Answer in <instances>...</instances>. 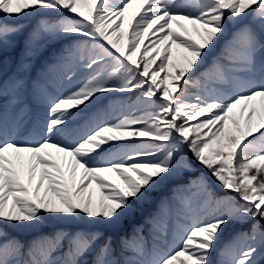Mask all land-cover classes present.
<instances>
[{
  "label": "snow or ice",
  "instance_id": "1",
  "mask_svg": "<svg viewBox=\"0 0 264 264\" xmlns=\"http://www.w3.org/2000/svg\"><path fill=\"white\" fill-rule=\"evenodd\" d=\"M17 48L0 60V264H264V0H0V57ZM192 161L206 172L179 182ZM229 222L250 228L218 249Z\"/></svg>",
  "mask_w": 264,
  "mask_h": 264
},
{
  "label": "rangeland",
  "instance_id": "2",
  "mask_svg": "<svg viewBox=\"0 0 264 264\" xmlns=\"http://www.w3.org/2000/svg\"><path fill=\"white\" fill-rule=\"evenodd\" d=\"M132 7H134L133 11L136 12L139 8V4H133ZM130 19H131V17H130L129 12H126L125 13V20L127 21ZM195 38H196V36L193 34L192 39H195ZM145 42L147 43V41H145ZM60 47H62V44L56 45L53 49L46 50L45 52L41 53L40 55H38L34 59L33 68H32V76L33 77H35L37 75V73H39L41 71H48L46 68V65L54 63V61L52 60V55H51L52 51L53 50H59ZM173 50H180V49H178L175 45H172V51ZM19 51H20V49L17 48L14 52L7 53V54H5V56H7L8 54H11L14 61H15L19 57ZM137 58L139 59V54H138ZM158 62H159V60H158ZM210 65H211V62L207 61L205 66L201 67L200 72L201 73L204 72ZM199 75H200V73H197V76H199ZM54 76H55V72H49L50 78H53ZM202 83H203V81H202ZM189 91H190V93L196 92V91H198V88L193 87V88H190ZM35 118H36V116H35V109H34V112L32 114V120H35ZM85 130H86V127H84L83 129H80V130H74L73 122H71L69 125V131L66 134V136L64 137V139L67 142L68 138L74 139L75 137L82 134V132ZM19 138L21 140H26V139H33L34 140V139L38 138L36 133L33 131V127H32L31 123L28 124L26 127H24L22 130H20V137ZM194 164H196L195 161H194ZM196 165L201 167L199 164H196ZM209 179H211V177H209ZM215 192H216V196H218V197L226 196V195H233V193H230L229 191H226V190L222 191L219 188L215 189ZM170 203H173V209H175L174 202L170 201ZM249 228H250V224H241V223H236V222H229L228 226L226 228H224L223 235L220 237L217 248L222 249L225 247V245H228L230 243H237V244L242 243V241H236L234 238H236L240 232H247L249 230ZM262 228H264V227H262ZM238 231H240V232H238ZM236 232H238V233H236ZM217 258H218L217 252H213V254H212L213 261L215 262L217 260Z\"/></svg>",
  "mask_w": 264,
  "mask_h": 264
},
{
  "label": "trees",
  "instance_id": "3",
  "mask_svg": "<svg viewBox=\"0 0 264 264\" xmlns=\"http://www.w3.org/2000/svg\"><path fill=\"white\" fill-rule=\"evenodd\" d=\"M134 7H130L129 8V14H130V17H132L135 13V11H133ZM177 32H179V29H175ZM183 35V34H181ZM194 40H197L198 41V38L196 37ZM181 50H173V56L174 58L178 55V53L180 52ZM10 54H8L7 56L4 55V57H0V60H3L5 62H9L11 61L10 59ZM212 62V58L209 57L208 59V62ZM157 63H159L157 61ZM164 74L162 73V76ZM136 139H141V140H146L147 138L146 137H139V138H136ZM192 164H193V167H194V171L190 172V173H186L185 176L181 179V181L179 182H185L188 178L189 179H194L196 177V174H200V172L202 171H205L204 169H202V167H199L198 165L194 164V161H192ZM102 176L104 177V179L106 181L108 180H114V177L112 174L110 173H102ZM176 183L177 182H168L165 186H163L160 190L152 193L151 197H150V200L145 202L142 206H138L137 208V211L134 213V215H132L131 217H129L125 222H124V231L125 232H130L131 229L138 225V224H141L143 223L144 219L146 217H148L151 213H153L156 208H157V205L158 203L165 199V198H168V197H171L172 196V189L176 186ZM93 189L95 190L97 196L99 194V189L96 187V185H93L92 186ZM170 226H171V222H170ZM170 226H169V234H168V239L169 241H171L172 237H171V233H170ZM12 230V229H11ZM262 231H264V228L261 229ZM13 231V230H12ZM50 232V227H42L41 229H39L38 231H35V232H30V233H27V234H20V233H17L15 231L12 232L13 236H17L18 238L22 239V240H28L27 238L29 237H34V236H38L39 234H46ZM11 234V233H9ZM145 235L147 236V228L145 230ZM31 237V239H32ZM151 241H149L150 243Z\"/></svg>",
  "mask_w": 264,
  "mask_h": 264
}]
</instances>
